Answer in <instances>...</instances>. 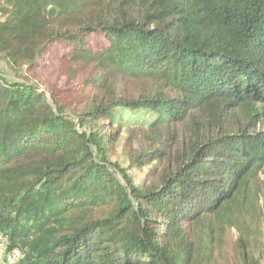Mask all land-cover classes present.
Here are the masks:
<instances>
[{
    "label": "trees",
    "instance_id": "trees-1",
    "mask_svg": "<svg viewBox=\"0 0 264 264\" xmlns=\"http://www.w3.org/2000/svg\"><path fill=\"white\" fill-rule=\"evenodd\" d=\"M0 63L6 264H209L264 192V0H0Z\"/></svg>",
    "mask_w": 264,
    "mask_h": 264
},
{
    "label": "rangeland",
    "instance_id": "rangeland-1",
    "mask_svg": "<svg viewBox=\"0 0 264 264\" xmlns=\"http://www.w3.org/2000/svg\"><path fill=\"white\" fill-rule=\"evenodd\" d=\"M92 38L93 45L99 46L101 36ZM102 44V43H101ZM67 43L64 41L55 42L50 45L46 53V60L38 69V75L43 90L55 91L65 85V77L60 73V59L62 52L66 49ZM1 68V63H0ZM123 139L114 144L113 160L127 165V154ZM143 172H139L142 175ZM264 186V173L262 174ZM264 188V187H263ZM230 219L235 226H220L216 223L214 244L207 247L202 254H208L209 264H243V258L239 256V231L241 228L243 237L246 240V247L249 255L264 263V192L250 191L242 197L238 203L235 213L231 214ZM200 248L205 249L207 244L205 227L198 228ZM210 245V244H209Z\"/></svg>",
    "mask_w": 264,
    "mask_h": 264
},
{
    "label": "built area",
    "instance_id": "built-area-1",
    "mask_svg": "<svg viewBox=\"0 0 264 264\" xmlns=\"http://www.w3.org/2000/svg\"><path fill=\"white\" fill-rule=\"evenodd\" d=\"M18 256L19 253L17 251L7 252V243L0 233V264L14 263Z\"/></svg>",
    "mask_w": 264,
    "mask_h": 264
}]
</instances>
